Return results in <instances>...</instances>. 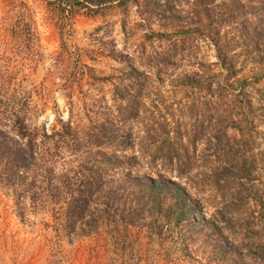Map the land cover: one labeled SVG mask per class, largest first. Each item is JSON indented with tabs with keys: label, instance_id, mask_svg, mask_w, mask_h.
Returning a JSON list of instances; mask_svg holds the SVG:
<instances>
[{
	"label": "rangeland",
	"instance_id": "obj_1",
	"mask_svg": "<svg viewBox=\"0 0 264 264\" xmlns=\"http://www.w3.org/2000/svg\"><path fill=\"white\" fill-rule=\"evenodd\" d=\"M145 2L69 16L58 0H0V110L18 107L45 131L62 178L103 167L113 149L87 134L135 101L136 116L117 121L131 143L119 153L137 155L141 174H181L172 178L219 228L200 213L194 228L157 227L124 212L129 203L71 225L52 188L18 194L0 178V264H264V229L235 231L239 220L264 225V0H168L165 19ZM70 122L80 147L53 135Z\"/></svg>",
	"mask_w": 264,
	"mask_h": 264
},
{
	"label": "trees",
	"instance_id": "obj_2",
	"mask_svg": "<svg viewBox=\"0 0 264 264\" xmlns=\"http://www.w3.org/2000/svg\"><path fill=\"white\" fill-rule=\"evenodd\" d=\"M58 1L61 2L60 9L63 13L74 16L82 11H86L90 15H96L103 12L108 6L114 4L127 6L132 0ZM161 1L146 0L144 4L145 13L150 16L158 15L164 19L168 18L170 12L168 0ZM195 1L198 3L199 1L204 2V0ZM262 32L264 34V31ZM157 35L163 37L164 33L159 32ZM222 65L224 68L229 69L225 61ZM137 84L140 86L138 89L140 90L142 85ZM260 101L263 103L262 114L259 115L262 120V117H264V94ZM136 107L137 104L134 101L125 109L118 110L117 114L107 120L108 122H103L98 128L87 134L89 138L86 141L92 148L103 149L108 147L113 149L112 153L102 152L104 154L103 167L100 170H79L81 167L87 168L88 165L84 164L80 167L77 166L78 168L73 175H65L62 178L51 175L55 170L48 164L54 161L46 158L49 151L41 140V135H46L45 131L41 133L38 128L31 129L26 122V115L18 107H12V109L1 108L0 116L7 113L8 120L4 123V119L0 117V178L8 186H20L22 189L17 191L18 194L25 190L30 194L32 193L30 196H33L35 194L32 192L35 191L34 187L41 188V185H44L43 193L47 194L50 193L52 188L55 193L49 196L50 200L66 205V218L71 225L85 218L93 207L98 209L100 206L102 211L113 212L123 208L122 204L126 203L124 205H127L129 203L123 208L124 212L127 211L130 216L142 217L144 220H149L150 216H154L152 222L157 227L160 226L159 222H164L168 226L189 225L194 228L196 223L192 221V214L195 213L197 218H200V213L206 226L219 228V223H215L212 219H206L202 215L198 202L194 200L185 187H182L172 178L174 176L181 178V174L171 177L162 174L157 177L148 173L141 174L137 170L134 171L135 163L138 164L139 159L137 155L119 153V151L129 149L131 143L128 136L122 133L123 130L119 127L117 121H120L122 126L126 125L133 116H136V112H134ZM239 114L246 118L248 116L243 111ZM242 121L243 119L240 121V119L231 118L229 122L243 131ZM65 129L68 130L54 132L53 135L60 134L68 145L72 142L75 146L80 147L82 139L71 132L73 130L71 122ZM247 140H250V138L248 137ZM175 158L171 157V161H174ZM114 171L117 173H111ZM105 172L111 173L108 174V178L104 175ZM235 178L239 180L240 186L245 185L248 179L246 174H238ZM37 184L40 185L37 186ZM239 192L243 194V190H239ZM91 214L93 215V213ZM239 221L235 229L239 233L260 232L264 229L263 221L261 223L246 220Z\"/></svg>",
	"mask_w": 264,
	"mask_h": 264
}]
</instances>
